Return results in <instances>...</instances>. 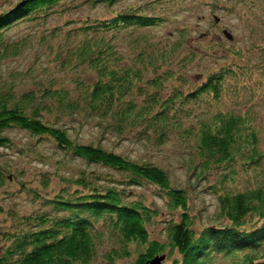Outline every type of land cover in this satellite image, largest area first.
<instances>
[{"label": "trees", "instance_id": "16d2710c", "mask_svg": "<svg viewBox=\"0 0 264 264\" xmlns=\"http://www.w3.org/2000/svg\"><path fill=\"white\" fill-rule=\"evenodd\" d=\"M65 1L27 0L0 11L1 69L4 60L22 49V44H12L6 37L17 25L35 19L46 24L49 17L89 4L110 9L105 16L81 20L64 31L66 47L56 60L64 59L61 68L74 74L71 86L55 84L17 95L11 89L0 90V133L16 128L47 139L66 158L111 170L112 175L93 171H81L75 177L64 174L60 189L51 195L48 184H43L45 196L35 193L41 200L38 209L17 214L9 228L0 227V264H92L105 233L116 247L106 252L104 264L129 258L132 243L144 247L135 264L161 256V264H264V151L258 149V131L251 128L249 114L225 109L229 99L242 91L252 92V86L256 88L254 98H264L260 86L264 82V19L257 30L263 43L254 53L259 65L254 68L247 61L242 67L233 60L191 77L189 73L196 67L192 63L200 53L190 40L185 41L189 36L185 28L174 31L175 40L147 35V28L168 23V13L177 8L175 0H154L149 13L145 3L116 10L126 0ZM209 2L218 4L217 0ZM252 2L231 0L229 9L245 4L257 13L264 11V4L259 9L249 5ZM166 6L170 12L165 11ZM63 27L47 33L58 35ZM74 36L82 39L73 43L69 37ZM124 44L129 48L125 53L119 50ZM237 50L238 46L225 52L241 56ZM251 50L254 48L240 51L246 56ZM238 77L240 83L233 84ZM68 119L79 124L94 121L103 133L132 136L156 146L176 137L184 145L191 144L195 157L191 171L199 172L198 182L221 171L218 182L207 187L216 192L219 205L214 219L197 229L186 189L174 185L165 170L99 144L77 142L64 125ZM11 146V140L1 135L0 148ZM244 175L253 183L238 187L237 181ZM5 180L10 177L0 165V188ZM143 186L153 187L166 208L178 213L176 220L166 222V244L150 238L148 227L158 215L156 209L129 189Z\"/></svg>", "mask_w": 264, "mask_h": 264}, {"label": "rangeland", "instance_id": "374dc122", "mask_svg": "<svg viewBox=\"0 0 264 264\" xmlns=\"http://www.w3.org/2000/svg\"><path fill=\"white\" fill-rule=\"evenodd\" d=\"M71 1L74 0H66L64 3ZM153 1L126 0L118 4L116 10L145 3L148 4L146 11L149 13ZM175 1L177 8L174 12L168 13L166 17L168 23L163 27L147 28V35L156 36L159 40L162 38L175 40L174 31L185 28L189 35L185 41L190 40V45L197 53H200V57L196 56L192 63L196 67L189 73L191 77H194L195 73H204L210 68H214L218 63L224 64L233 60V63L242 67L249 63L247 61H250L254 68L259 65V60L254 56V53L260 50V44L263 43L259 40L262 33L257 30H260L258 24L260 20L264 19V11L257 13L255 8L250 10L245 4H237L239 7L229 9L232 4L231 0H217V6L211 5L209 0ZM22 2L26 3L27 0H0V11L9 10L18 4H22ZM263 2L253 0L249 5L255 4L257 8L261 9ZM108 10L110 9L102 5L91 8L89 4L72 12L63 13V16L49 17L46 24L37 22L35 19L17 25L6 34V37L12 44H22V49L16 56L4 60L0 69V90L4 93L11 89V93L17 95L24 90L37 92L42 87L46 88L55 84L57 86H71L70 83L74 74L70 73L65 66L61 68L64 59L62 61L56 60L58 55L62 56L60 50L66 47L63 42L64 31L73 27L74 23L76 26L82 23L81 20L86 21L89 18L105 16L106 12H109ZM170 10L171 8L168 6L165 7L166 12H170ZM67 23L70 25L63 27ZM62 27L63 29L58 35L52 36L47 33L48 29ZM224 33L230 35L231 38L227 39ZM167 35H171V37L166 38ZM69 39L76 43L82 39V36L69 37ZM118 42L121 43V41ZM128 42L129 39L126 43ZM237 46L240 50H249L251 47L254 50L245 52L246 56H243L240 50L237 51L241 53V56L235 55L231 51L225 52L226 48L232 49ZM119 50L125 53L129 48L124 44L120 46ZM222 56H226V58L220 59ZM124 57L128 59L127 55ZM244 57L246 58L242 60ZM232 83L239 84L240 78L233 80ZM260 86L264 87V82ZM252 88V92L242 91V93L234 94L235 96L226 102L225 109L240 112V114L246 112L249 114L251 128L258 131V149L264 151V98L256 100L254 98L256 88L255 86ZM64 125L68 128V133L72 139L77 142L99 144L108 151L123 157H128L137 162H150L165 170L174 185L186 189L190 214L195 217L197 229H202L205 223L216 216L219 208L216 192H209L207 187L209 183L218 182L221 171H215L208 181L198 182L199 172L191 171L195 161L191 144L184 145L178 137L161 146L144 140L139 141L132 136L119 138L113 134L103 133L94 121L79 124L76 120L68 119L64 120ZM1 135L8 137L12 146L0 148V165L5 168V175L10 177V181L5 180L4 186L0 188V209L2 211L0 212V227L4 225L9 228L11 219L17 214H26L37 210L41 200L37 199L35 193L45 196V190L41 187L43 184H48L50 190L47 193L51 195L60 189L64 174L66 177H75L81 171L105 172L102 168L88 165L81 159L66 158L62 152L56 150L49 140L31 137L19 129L4 131L0 133ZM111 172V170H106L105 173L110 175ZM58 175L61 180H59ZM250 179L249 176L244 175L237 181L236 185L240 187L243 184L242 186L246 187L249 183H253ZM152 188L143 186L142 188L129 189L134 196L142 199L143 203L156 209L158 215L148 227L150 238L166 244V222L171 218L176 220L178 213L169 211L164 202L158 199L157 193ZM241 189L242 187L238 188V190ZM111 247H116L114 239L105 233L102 244L98 247L96 259L92 264H104V255ZM143 248L142 245L132 243L130 245L131 256L117 260L114 264H135L136 257Z\"/></svg>", "mask_w": 264, "mask_h": 264}, {"label": "water", "instance_id": "95a60500", "mask_svg": "<svg viewBox=\"0 0 264 264\" xmlns=\"http://www.w3.org/2000/svg\"><path fill=\"white\" fill-rule=\"evenodd\" d=\"M224 34H225V36H226L228 39L231 38V36L228 35L227 33H224ZM163 260H164V257H163V256H161V257H155L154 259H152L151 261H148V262L145 263V264H161Z\"/></svg>", "mask_w": 264, "mask_h": 264}]
</instances>
